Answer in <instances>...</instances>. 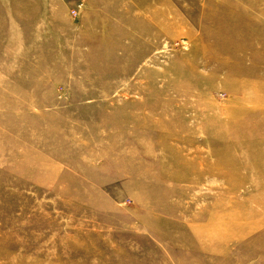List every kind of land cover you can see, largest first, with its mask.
Segmentation results:
<instances>
[{"label":"rangeland","instance_id":"374dc122","mask_svg":"<svg viewBox=\"0 0 264 264\" xmlns=\"http://www.w3.org/2000/svg\"><path fill=\"white\" fill-rule=\"evenodd\" d=\"M0 264H264V0H0Z\"/></svg>","mask_w":264,"mask_h":264},{"label":"built area","instance_id":"2783aa9c","mask_svg":"<svg viewBox=\"0 0 264 264\" xmlns=\"http://www.w3.org/2000/svg\"><path fill=\"white\" fill-rule=\"evenodd\" d=\"M72 11H73V13H76V9H73Z\"/></svg>","mask_w":264,"mask_h":264}]
</instances>
